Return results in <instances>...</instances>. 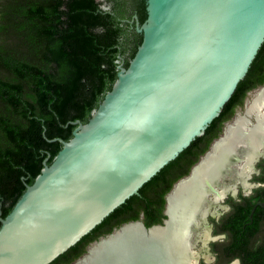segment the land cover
I'll use <instances>...</instances> for the list:
<instances>
[{
    "label": "water",
    "instance_id": "water-1",
    "mask_svg": "<svg viewBox=\"0 0 264 264\" xmlns=\"http://www.w3.org/2000/svg\"><path fill=\"white\" fill-rule=\"evenodd\" d=\"M145 2L146 19L134 16L142 41L128 66H118L86 123L71 122V139H54L61 150L0 216V264H50L138 195L204 135L264 42V0ZM167 220L126 223L106 237L128 224L145 233L164 228Z\"/></svg>",
    "mask_w": 264,
    "mask_h": 264
},
{
    "label": "trees",
    "instance_id": "trees-1",
    "mask_svg": "<svg viewBox=\"0 0 264 264\" xmlns=\"http://www.w3.org/2000/svg\"><path fill=\"white\" fill-rule=\"evenodd\" d=\"M109 1L111 9L102 10L96 0H0L2 218L12 210L26 190V184L31 185L40 174L43 161L47 158L50 164L61 150V142L54 139L68 141L76 127L71 122L89 120L91 112L111 90L118 66L121 63L128 66L142 41V35L130 20L135 14L140 23L146 19L145 0ZM263 73L264 42L246 76L204 135L193 140L146 182L138 195L128 198L50 264H56L73 251L74 256L66 262L83 254L86 246L98 239L102 227L127 211L133 212L128 219H138L143 210L149 212L152 202L149 200L154 198L155 203L157 197L170 191L178 177L189 173L220 133V119H229L233 107L242 104L245 91L264 82ZM212 128L215 133L198 150ZM189 156L193 157L187 161L184 171L163 185L169 168ZM241 200H230L233 203L228 214L233 227L232 244L226 246L225 252L237 250L242 264H264V241L253 245L243 229L249 210ZM111 231L110 228L107 233Z\"/></svg>",
    "mask_w": 264,
    "mask_h": 264
},
{
    "label": "bare ground",
    "instance_id": "bare-ground-1",
    "mask_svg": "<svg viewBox=\"0 0 264 264\" xmlns=\"http://www.w3.org/2000/svg\"><path fill=\"white\" fill-rule=\"evenodd\" d=\"M262 154L264 86L247 100L243 113L226 125L189 176L174 186L167 198L169 219L164 228L155 227L145 233L139 224H128L93 244L75 264H195L198 258L209 261L207 245L212 238L206 216L218 217V212L224 210L222 200L227 195L235 196L237 187L247 191L246 179Z\"/></svg>",
    "mask_w": 264,
    "mask_h": 264
},
{
    "label": "flooded vegetation",
    "instance_id": "flooded-vegetation-1",
    "mask_svg": "<svg viewBox=\"0 0 264 264\" xmlns=\"http://www.w3.org/2000/svg\"><path fill=\"white\" fill-rule=\"evenodd\" d=\"M97 2L100 3V8L102 10L111 9L112 3L109 0L97 1ZM134 16H137V15L136 14L133 15V20L132 19L130 20L131 23L135 21ZM134 26H135V23H134ZM263 86H264V82L262 84L256 85L255 87L247 89L244 93L242 104H238L233 107L234 111H233L232 116L229 119H225V120L220 119V122L218 124H221L222 126L221 131L217 137H214L212 139L208 149L211 147L213 142H215L217 139L220 138V136L224 132L226 125L232 122L233 119L236 117V115L238 114L237 110L242 107L245 108L247 100H249L252 97L253 93L256 90H258L260 87H263ZM214 133H215V128H212V130H210L206 134V137L198 146V150L204 145L205 142H207L211 138V136H213ZM204 153L200 155V157L203 156ZM192 157L193 156L186 157L179 164H174L173 166H171L169 170L167 171L166 176L164 177L163 185L167 184L168 182L172 181L177 176H179V174H181L184 171L187 161L191 160ZM253 170H254L253 173L250 174L246 179V183L249 186L247 191L243 190L239 186L236 188L235 196L231 195V197L233 201H240L241 198H244V200H241V201H242V204L245 206V208L249 210V213L246 217L247 220L245 224L243 225V229L246 231L250 242H252L253 245H256L257 243L264 241V208L260 206V203H264V200H262L264 199V154L260 155V157L257 159V161L254 164ZM184 176L178 177V179L174 181L173 185L177 181H179L181 178H183ZM170 191L165 193V195L163 196L165 200V204L163 206H162V198H163L162 196H159V197L156 196L157 200L155 203L153 202L154 198L153 199L151 198L149 200V201L152 200L151 205H149V208H150L149 212H146L143 210L138 214V219H128L133 214V212L127 211L126 213L116 217L110 223L102 227L99 231L101 232L100 236L95 241H98L101 238H105L108 234H110V233H107L108 229L111 228L112 229L111 232H113L114 229H117L126 223H130L134 221H140L146 227H149L151 225H159V224L162 225L163 220L167 219V218H162L161 216L164 215L165 217L164 211H165L166 202H167L166 196ZM222 205L224 207V210L218 212L219 213L218 217H213L211 215H210L211 217L208 215L206 216V223L210 227V236L212 238V240L209 241L207 245V248H208L207 252L211 258L209 261H206L203 258H198L195 264H242L241 256L237 253V250L233 252L230 251L229 253L225 252L226 246H228V244L229 245L232 244L231 237H232V230H233L231 223H229L230 218L228 215L230 211L232 210L233 203L229 200L228 195L223 200ZM218 207L219 206H215L214 208L218 210L219 209ZM157 220H160V221H157ZM95 241H91L86 246V250L83 254H80L74 259L70 260L69 262H66V260L74 256L75 251H73L67 257H64L58 262H56V264H75L76 261H78L80 258L85 256L88 250V247L91 244H93Z\"/></svg>",
    "mask_w": 264,
    "mask_h": 264
},
{
    "label": "rangeland",
    "instance_id": "rangeland-1",
    "mask_svg": "<svg viewBox=\"0 0 264 264\" xmlns=\"http://www.w3.org/2000/svg\"><path fill=\"white\" fill-rule=\"evenodd\" d=\"M97 1H104V0H97ZM261 88V87H260ZM259 88V89H260ZM243 110H244V107H242V108H239L238 110H237V112L238 113H243ZM228 198H229V200H232V197H231V195H228ZM164 218H167V216H165ZM99 241V240H98ZM93 244H95V243H93ZM93 244H91L89 247H88V250H87V252H86V254L88 253V251H89V248L93 245ZM85 254V255H86ZM77 262V261H76ZM75 262V263H76Z\"/></svg>",
    "mask_w": 264,
    "mask_h": 264
}]
</instances>
